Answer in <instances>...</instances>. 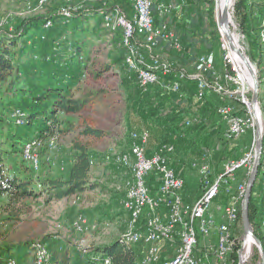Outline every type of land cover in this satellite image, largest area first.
Instances as JSON below:
<instances>
[{"label":"trees","instance_id":"1","mask_svg":"<svg viewBox=\"0 0 264 264\" xmlns=\"http://www.w3.org/2000/svg\"><path fill=\"white\" fill-rule=\"evenodd\" d=\"M154 1L162 2L161 0ZM252 1L236 0V16L242 17L241 24L245 28L253 15ZM231 3L230 0L229 6L232 13L233 7ZM207 4L209 5L208 15L210 17V27L213 34L212 38L221 47V34L214 20V1L207 0ZM116 7L121 8L128 17H131L133 14V4L130 0H96L95 8L92 7L93 9H89V7L84 6L74 12L73 18L65 23L62 22L58 11H54L46 17H38L32 23L23 24V26L26 25V27L22 28L23 30L17 28L12 33L0 31V199L6 197L9 206L17 205L20 201L27 199H38L42 196H46L47 203L54 201L60 202L76 195H83L97 188L98 185L92 183L91 173L93 165L91 162L94 161V153L88 143L77 141L73 148V159L67 172L54 175L55 171L51 169L49 175L42 182L39 181L42 185L41 189H38V181L35 182L32 177V174H36L35 171L22 159V147L32 139L44 138L45 135H53L55 128H58V126H64L65 131L73 130L75 121L72 116H82L85 111L95 104L98 98L97 94L80 93L82 90L80 86L82 78L88 71L87 60L83 55L86 54L87 46L90 44L95 45L96 40H99L101 37V34L98 35L100 29L104 28V17L101 12H109ZM93 16H97L95 27H91L90 22ZM49 19L54 22V27L52 28L53 33L57 37L62 36L58 41L56 38L49 41V36H51L49 34L51 32L48 34V31L51 29H45L44 27L45 22ZM159 22L160 19L156 17V26ZM58 23L60 24L56 26ZM232 24L233 21L230 24L231 32ZM70 25H72L73 38L68 40L65 32ZM104 29L108 33V30L106 28ZM37 34L41 36L45 35V40L43 41L48 43L50 49L48 50L50 52L47 53L48 55L43 56V58L37 59L35 61L36 63H34L33 58L36 51L29 44H32L31 41ZM232 34L234 39L239 42L238 36L233 32ZM119 36V40L123 43L122 33ZM59 45L66 46L67 52L56 53V50L61 48ZM146 49L150 51L149 48L146 47ZM224 55L225 53L223 51V61L220 56L222 62H224ZM124 58L121 57V61ZM215 60L216 67L220 66V60L217 57H215ZM251 62L255 66L256 64L258 66V63L255 64L252 60ZM31 63L35 64L33 65V69L36 70L30 73L28 68ZM110 67L111 65H106L105 68L109 70ZM163 80L168 84H173L175 77L163 76ZM259 80L261 88L259 99L264 115V82L261 81L260 75ZM135 87V93L128 97L129 133L127 139L129 140L130 146L131 133L141 132L143 130H148L151 138L153 136L160 138V143L174 144L177 155L179 154L178 148H189L192 143L194 144L197 141L192 140L193 135H191L192 129L197 126L187 129L178 135L184 118L181 112L184 108L179 103L186 101V99L197 102L194 99V95L200 93L197 91L196 83L189 81L183 83L182 93L184 97H188L183 99L165 90L160 85L152 87L147 93H143L136 82ZM210 96L212 94H208L203 103H197L204 105V108L202 107L204 111L208 113L212 111L222 124L225 123L217 112L218 107L209 99ZM202 97L204 99L203 95ZM15 109H22L27 113V124L25 126H16L11 120L10 116ZM60 115H64L66 118H61ZM132 116L135 119H139L142 124V126H138V129L134 130L132 128ZM202 118L204 122L201 125L207 121V117L204 115ZM92 123V120L85 119L80 128L81 137L101 140L107 133ZM225 128L221 127L216 134L217 141L220 140L223 143L224 149L221 150L222 152L226 150L224 146L231 142L224 137ZM204 139L207 140V137L205 136ZM251 142L252 139L246 146H250ZM191 147L193 148L194 146L191 145ZM245 149L246 147L237 157L224 158L221 165H218L219 169H217L218 171L216 170L217 172H214L212 168L211 179L214 181L223 173L224 166L228 161L241 158L246 152ZM203 150L204 148L199 149L195 154L200 152V155ZM19 158L23 165L28 166L31 174L24 173L22 175L20 170L10 169L11 166L9 163L16 164ZM213 165L214 159L212 160ZM242 172L238 173V179H240ZM263 173L264 152L249 207L250 222L256 236L260 239H262L261 225L264 199L255 196V192L256 190L260 191ZM244 174L248 180L249 176L246 173ZM147 184L151 194L155 196L159 188L158 176L155 172L147 178ZM231 196L232 193L228 192V187L223 186L217 202H224L227 205ZM239 228H243L241 211L239 213ZM34 243L27 242L18 247H4L0 250V264H6L7 259L11 257L16 258L20 264L24 259L31 257ZM48 248L52 253V264H96L103 263L107 257L111 258L112 264H136L140 259L139 257L143 254V252L141 253L139 251L141 250L140 248H129L120 244L119 240L97 250L95 249L91 254L83 256H79L70 249L64 251L59 248L52 250L49 246Z\"/></svg>","mask_w":264,"mask_h":264},{"label":"rangeland","instance_id":"2","mask_svg":"<svg viewBox=\"0 0 264 264\" xmlns=\"http://www.w3.org/2000/svg\"><path fill=\"white\" fill-rule=\"evenodd\" d=\"M37 1L38 0H32L33 4L29 7L23 0H0V31L12 33L17 28L22 29L26 27V25L23 26V24L32 23L38 17H46L54 11H58L60 14L63 9L68 7V4L64 0H54L43 8H37ZM213 1L215 6L214 20L221 34L222 43L220 47L219 43L213 39L215 45V53L213 56L217 57L219 60L221 56L222 60L223 51L225 55L224 62L220 60L221 67H216V60L214 61L212 56L209 57L214 65V70L218 76L222 78L221 82L223 83V87H228L233 95L224 97L223 95L212 94L209 99L217 107L222 104H228L235 107L236 111L243 112L244 108L241 103V93H239L241 90L236 89L233 85H229L230 80L226 77L227 73H229V49L225 40L224 31L218 27L216 0ZM231 2L233 7V24L231 25V30L239 38V42L235 39V43L240 46V48H243L250 60L254 61L255 64L258 63L255 69L258 78L260 75L261 80L264 82V13L262 12L264 3L262 2V5L254 3L256 4V11H258V13L256 15L253 13L245 28L242 27L241 24L242 17L236 16V0H231ZM95 5L96 0H72L71 4L73 7L87 6L89 9L92 7L95 8ZM90 22L91 27H95L97 16H93ZM52 28L48 31V34L51 32V34H49L51 35L49 36V41L53 38H56L58 41L62 36L57 37V35L53 33ZM121 33V31L114 32L111 30H108L107 33L104 28H101L98 33V35L101 34V37L99 40H96L95 45H91L90 42H88L90 45L87 46L86 54L83 55L87 60L85 61L87 62L88 71L82 78L80 84L82 90L80 93H95L98 98L95 104L85 111L82 116H72L75 121L73 130L65 131L64 126H58V128H55L53 135L43 138L42 145L38 148L40 159L43 163V169L35 175L32 174L35 182H42V180L49 175L51 169L55 171L54 175L61 172L63 174L66 173L73 159L74 145L79 141L81 143H88L94 153L95 163L92 168L91 177L92 183L98 185L97 188L83 195H76L60 202L54 201L51 203H47L46 196H42L38 199H27L20 201L17 205L9 206L7 204V198L3 197L0 199V250L4 247H18L27 242H44L52 248V250L55 248L63 249L64 251L70 249L79 256H83L91 254L95 249L97 250L120 240L126 232L129 215L123 210L120 202L125 196L128 183L131 181L132 177L128 169L119 168L117 165L113 164V159L117 154L128 152L130 149L129 140L127 139L129 133L128 97L135 93L136 87L135 77L125 62L126 49L119 40V35H121ZM65 34L68 40L73 38L72 25H70ZM210 35L213 36L212 32ZM40 36V34H37L31 41L32 44H29V46H33L36 51L33 58L34 63H36L35 61H37V59L43 58V56L48 55L47 53L50 52L48 43L41 40ZM60 47L61 48L56 50V53L67 52L66 46L61 45ZM157 49L160 48L157 47L152 52L146 49V56L151 58V54L156 60H166L163 56L160 57L161 55L157 56L158 54H155V50ZM227 51L228 56L226 54ZM168 55L172 56V62L176 68L182 69L188 73L201 74V72L197 73L192 67L188 68V66L182 65L176 53L171 52ZM121 57L125 58L121 61ZM34 63H31L28 68L30 73L36 70L33 69ZM106 65H111L109 70H106ZM208 80L211 84L212 79L210 76H208ZM160 82L166 81L161 77ZM184 82L187 81H183L181 84L182 86ZM202 92L200 94L204 96V99L199 102L203 103L208 93ZM185 98L188 97L185 96ZM203 106L204 105L198 104L190 99H186V101L182 102L181 107L184 108V110L181 112L184 118L186 115L198 114L207 117V121L205 124L192 129V140H197L194 144H191L194 147L192 148L189 144V148H178V152L179 157H184L186 159L185 162L188 163L198 157L200 152L198 154H195V152L199 149H211V171L213 168L215 172L219 169L218 165H221L224 158L237 157L244 151L245 147L248 149L247 147L249 145L246 146V144L250 143L252 134L249 132L232 140L224 146L226 150L222 152L221 150L224 149L223 143L220 140L217 141L216 134L221 127H227V125L226 123L222 124L212 111L209 113L204 111ZM260 108L261 121H263L264 124L261 103ZM60 117L66 118L64 115H60ZM85 119L92 120L94 125L99 129H103L107 135L101 140L81 137L80 128ZM131 119H133L132 128H134V130L138 129L139 125L142 126L139 119H135L133 116ZM254 131H256V124H254ZM205 136L207 140L204 139ZM51 139L56 140V149L53 151L48 148V143ZM155 139L159 138L155 137ZM48 159L51 162H49ZM213 159L214 165L212 166ZM9 165L11 166L10 169L16 171L20 170L22 175H24V173L31 174L28 166L23 165L20 158L16 164L10 162ZM190 170L192 172L194 171L191 167ZM244 173L246 172L243 171L240 179H238L242 183L248 182L249 180H247ZM192 187L196 188L198 194H200V179H195L194 186ZM255 196L261 197L260 191L256 190ZM223 206H225L224 202H217L214 206L218 219L221 216V212L218 208H222ZM79 218L85 220L83 231H79L75 228V222ZM93 226L96 228L92 229ZM236 234L242 241L245 236L244 227L238 228ZM140 249L139 251L141 253L143 252L144 255L145 249L142 247ZM234 260L236 261L234 264L239 263L237 256L234 257ZM30 263L31 257L24 259L20 264ZM246 264H262L261 252L258 248L254 249L251 259L246 262Z\"/></svg>","mask_w":264,"mask_h":264},{"label":"built area","instance_id":"3","mask_svg":"<svg viewBox=\"0 0 264 264\" xmlns=\"http://www.w3.org/2000/svg\"><path fill=\"white\" fill-rule=\"evenodd\" d=\"M31 7L32 0H23ZM54 0H38L37 8H43ZM68 7L63 9L60 17L63 23L73 18L74 12L83 6H71L72 0H64ZM133 4V14L128 17L121 8L116 7L106 12L102 11L104 17V28L111 31H121L124 48L126 49L125 62L135 77V82L143 93H147L152 87L160 85L165 90L185 98L182 87L179 85L159 82L150 76H146V65L163 68L167 74L181 77V80L197 84V91L203 93L233 95L223 83L218 87H209L205 83L206 74H214L210 67L209 56H200L196 65L201 67V75L183 74L182 69L174 66L170 60H156L146 56V40L159 48L168 46L173 50H181L180 38L173 32L166 18L170 17L177 6L172 3L155 2L154 0H130ZM156 17L160 19L156 26ZM54 26L53 20L45 22V29ZM45 40V35L41 36ZM240 47V46H239ZM242 51L243 48H240ZM228 56V51L226 52ZM49 60V58H48ZM230 85L241 90V103L243 112H238L235 107L222 104L217 112L222 117L227 127L224 137L232 141L247 133L252 134V142L243 156L239 159H232L224 166L223 173L214 181L205 169V157H212V150L204 148L201 154L191 160L190 166L196 171L200 179V196L194 203H187L184 200L186 182L174 168L177 158L176 146L172 143L158 144L152 153H148L151 134L148 130L133 132L130 135L131 146L128 152H121L113 159V164L120 168H126L131 174V181L124 198L120 204L123 210L129 215V222L126 232L119 240L129 248L137 245L147 246V252L136 264H234V257L237 256L238 264H246L254 252L260 247L250 236H244L241 241L236 234L239 228V213L246 194L247 183L238 180V173L245 171L250 177L256 160L257 131H254V124L261 121L259 112L252 107V93L250 84L243 78L242 73L235 69L229 60ZM254 65V64H253ZM255 67V65H254ZM215 75V74H214ZM249 95V96H248ZM195 101L198 103L199 100ZM11 120L16 126L23 127L27 124V113L22 109H15ZM204 119L200 115H186L181 123L178 135L183 131L201 125ZM48 135H45L46 138ZM43 138H35L24 144L22 147V159L35 171L39 173L42 168V161L38 148L42 145ZM48 148L56 149V140L51 139ZM49 162H51L48 159ZM94 161L91 164L94 166ZM155 172L158 176L159 188L155 196L151 194L147 184V178ZM223 186L228 187L232 193L227 205L218 210L221 216L216 217L214 206L221 193ZM235 186V188H233ZM38 189L42 185L38 182ZM260 195L264 199V175L260 183ZM85 220L79 218L75 222V228L83 231ZM96 227L93 226L92 229ZM262 245L264 248V205L262 208L261 225ZM251 240V241H249ZM179 241V243H178ZM166 242L176 247L175 256L163 259L158 244ZM30 264H52V253L44 242L33 244ZM6 264H19L16 258H8ZM112 264L110 257L103 263Z\"/></svg>","mask_w":264,"mask_h":264},{"label":"crops","instance_id":"4","mask_svg":"<svg viewBox=\"0 0 264 264\" xmlns=\"http://www.w3.org/2000/svg\"><path fill=\"white\" fill-rule=\"evenodd\" d=\"M164 3H172L177 6V10L170 16L166 18V22L169 24L170 29L175 32V34L180 38L182 43L181 50H173L168 46L155 50V54L160 57H164L172 62V56L168 55L173 52L179 57V62L188 68H193L196 72H201V67L196 65V60L200 56H213L215 53L214 40L211 33L210 27V17L208 15L209 5L207 0H161ZM262 5L258 0H253L251 3L252 12L255 15L258 13L256 11V4ZM264 9H262L263 12ZM166 53V54H165ZM168 53V54H167ZM152 58V57H151ZM154 58V57H153ZM210 58V57H209ZM195 72V73H196ZM182 105V102L179 103ZM163 140V139H162ZM160 138H151L148 153H152L155 147L160 143ZM184 157H179L175 160V170L176 172L184 178L186 182V189L184 192V200L187 203H194L198 200L199 194L198 190L194 186L195 179L199 180V175L196 171L190 170V162H185ZM160 252L163 259L172 258L175 256L176 247L171 246L166 242H160L158 244ZM144 248L147 252V246L137 245L134 248ZM145 255V253H144ZM140 256L141 259L143 256ZM162 264V262L156 263Z\"/></svg>","mask_w":264,"mask_h":264},{"label":"water","instance_id":"5","mask_svg":"<svg viewBox=\"0 0 264 264\" xmlns=\"http://www.w3.org/2000/svg\"><path fill=\"white\" fill-rule=\"evenodd\" d=\"M217 23H218V27L226 26L229 28L230 11L228 7L225 8L220 19L217 20ZM227 39L230 45V51L240 57V59L243 61L245 65L247 72L250 75V78L252 81L250 85V89L252 93V99H251L252 107L255 111L260 110V99H259L260 82H259L257 71L253 63L251 62L250 58L234 42V37L231 31L228 34ZM263 131H264V126H262L259 122H257L256 160H255L253 170L250 174V177L247 183L246 194L244 196V199L242 202V208H241L244 233L246 236H250L251 238H253L258 244V246L260 247L262 264H264V248H263L261 240L256 236L252 228V224L250 222V217H249V207H250V202L252 198L253 188L255 186V183L259 175V169L261 166V160L263 156V149H264Z\"/></svg>","mask_w":264,"mask_h":264},{"label":"bare ground","instance_id":"6","mask_svg":"<svg viewBox=\"0 0 264 264\" xmlns=\"http://www.w3.org/2000/svg\"><path fill=\"white\" fill-rule=\"evenodd\" d=\"M261 3H264V0H260ZM230 0H216V15L218 20L220 19L223 11L225 10L226 7L229 8L230 11V23H229V28L226 26L220 27L223 31H224V35L226 37V43L229 49V60L233 63V65L235 66V69H237L238 71H240L242 73L243 78L247 81V83H249L251 85L252 81L250 78L249 73L247 72L245 65L243 63V61L240 59L239 56H237L236 54L232 53L230 51V45L228 42V34L230 33V24L233 21V17H232V13L230 10V6H229ZM264 5V4H263ZM235 42V39H234ZM146 47L150 49V51H153L155 48H157V46H155L154 44L150 43V40H146ZM150 57L153 58V56ZM155 59V58H153ZM210 67H212V72L215 74H206L205 76V83L207 84V86L209 87H218L221 86L222 82V78L218 76V74L216 73V71L214 70V65L212 64V62L210 61ZM183 74H188V75H201V74H193V73H188L184 70H182ZM146 76H150L153 79H157L159 82L161 81V77L163 76H171L169 74H167V72L163 69V68H159V67H153L152 65H146ZM208 76L211 77L212 82L211 84L209 83L210 81L208 80ZM175 77V76H174ZM226 77L229 79V73H227ZM263 79V78H262ZM264 80V79H263ZM183 81H187V80H181V77H175V81L173 82V85H179V87H181L182 82ZM262 81V80H261ZM202 91H199V93H201ZM203 93V92H202ZM195 98L199 101H203V97L202 94H195ZM257 112H259L260 116H261V108L260 110H257ZM262 126H264L263 123H260ZM256 131H257V123H256ZM263 138H264V131H263ZM205 169L207 171L208 175L212 174L211 171V165H210V157H205Z\"/></svg>","mask_w":264,"mask_h":264}]
</instances>
